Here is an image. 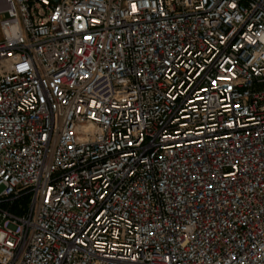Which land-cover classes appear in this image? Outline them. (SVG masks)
Returning a JSON list of instances; mask_svg holds the SVG:
<instances>
[{
    "label": "built area",
    "instance_id": "built-area-1",
    "mask_svg": "<svg viewBox=\"0 0 264 264\" xmlns=\"http://www.w3.org/2000/svg\"><path fill=\"white\" fill-rule=\"evenodd\" d=\"M0 30V264H264V0H0Z\"/></svg>",
    "mask_w": 264,
    "mask_h": 264
},
{
    "label": "rangeland",
    "instance_id": "rangeland-1",
    "mask_svg": "<svg viewBox=\"0 0 264 264\" xmlns=\"http://www.w3.org/2000/svg\"><path fill=\"white\" fill-rule=\"evenodd\" d=\"M1 39H2V34H1V30H0V40ZM18 202L24 207V209H26L28 206L29 197H23Z\"/></svg>",
    "mask_w": 264,
    "mask_h": 264
}]
</instances>
